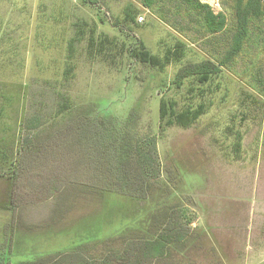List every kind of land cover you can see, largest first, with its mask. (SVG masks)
I'll return each mask as SVG.
<instances>
[{
    "label": "rangeland",
    "instance_id": "374dc122",
    "mask_svg": "<svg viewBox=\"0 0 264 264\" xmlns=\"http://www.w3.org/2000/svg\"><path fill=\"white\" fill-rule=\"evenodd\" d=\"M225 1L200 0L227 18L224 32L211 36L198 16L176 20L184 12L176 4L156 1L151 10L146 0H0V17L21 47L20 66L0 71V89L6 83L4 92L15 101L0 122V245L12 242L13 264L83 245V264H128L146 244L172 232L173 223L187 235L166 239L163 256L149 264H264L263 29L252 36L249 55L224 68L213 86L171 84L182 65L225 53L234 20ZM127 8L136 12L138 27L118 22ZM73 12L90 24L102 22L96 37L102 33L118 43L115 49L125 48L113 59L111 52H88L83 42L67 81L62 73ZM135 39L161 55L184 42L185 58L156 71L130 58L127 48ZM45 82L64 89L81 121L71 127L69 119H58L48 131L50 146L28 154L25 122L44 108L48 120L59 104ZM161 98L176 100L179 109L206 103V113L189 128H161ZM131 110L138 113L136 139H157L160 178L150 182L145 200L132 197L139 193L138 178L125 175L132 173L121 169L113 148L104 150L98 125L87 129L92 149L73 143L87 117L120 124Z\"/></svg>",
    "mask_w": 264,
    "mask_h": 264
},
{
    "label": "trees",
    "instance_id": "16d2710c",
    "mask_svg": "<svg viewBox=\"0 0 264 264\" xmlns=\"http://www.w3.org/2000/svg\"><path fill=\"white\" fill-rule=\"evenodd\" d=\"M156 1L162 5L176 4L178 5V9H184V16L179 14L175 17L176 20L184 17L188 18L190 15L198 16L201 18L207 33L211 36L221 34L226 29L227 18L224 13L221 12L215 14L208 4H203L200 0H146V7L153 10L154 2ZM84 3L96 5L98 0H84ZM224 7L231 11L234 19L231 43L227 47L225 53L221 57H216L215 60L194 61L182 65L175 74L174 79L171 81V84L174 85L175 88L181 89L187 82H193L200 86H213L215 79L221 76L224 68H231L236 65L240 58L249 55L248 49L252 36L256 30L263 29L262 36L264 39V0H226L224 2ZM61 16L65 17L64 13H62ZM72 17L74 19L71 28L72 34L67 43L66 50V61L68 64L62 73L67 81L73 75L75 70L73 62L78 56L79 45L83 42L87 41L86 48L88 52L93 50L99 52V54L104 51L111 52L112 54H110L108 58L113 59H117L118 53L123 52V49L125 48L122 47L118 50L115 49V47L118 48V43L102 33L100 34V37H96L98 26H100L102 22H93V24H90L86 18L75 12H73ZM136 20V12L127 8L124 11L123 18L119 19L118 22L123 25H131L130 23H133L138 27ZM165 21L166 23L172 24L167 18ZM9 26L10 24L5 23L0 17V71L2 72H14L15 68L19 67L21 63L18 58L21 54V47H19L20 43L18 41H13V38L9 33ZM9 43L15 44L13 45L14 48L12 46V50L7 54L5 49ZM185 47L184 42L179 41L175 45L168 47L162 53L163 55L154 54L147 48L143 41L135 39L134 44L131 45L130 48H127V52L130 58L139 62L143 66L161 72L173 62H175V64L182 63L186 55ZM106 55L108 54L106 53ZM44 84L45 87L49 88H46L49 93L57 96L55 99L59 101V104L54 112L55 115L48 118V120L47 116H43V111H46L47 109L44 108L39 109L37 113H34L33 116L25 122L27 135L23 141V151L28 154H32L33 152L37 153L42 151L43 148H48L47 146H50L53 133H51V131L49 133L48 131L52 125H56L58 119H69V122H72L71 127L81 121L78 120V116H80L81 113L78 106H76L72 99L70 101V99L64 94V89H58L57 86L55 87V85L49 82H45ZM3 85H6V83ZM2 86L0 89V122L6 115V108H10L15 104L14 96L4 92L7 86ZM205 92L206 90L204 89L201 91V93ZM35 106L36 104H33V109H35ZM178 106L176 100L161 98L159 106L161 128L172 126L189 128L206 113L205 110L207 109L206 103L199 104L197 107L186 105L181 109H179ZM86 119L85 126L75 128L76 136L71 134L74 136L73 143L80 146L88 144L92 149L94 146L87 140L88 137H86V133L90 125H98V132L106 141L103 144L104 150H107L106 147L113 148L119 157L121 169L125 171L130 170L132 173L125 175L132 176L134 182L138 178L139 183L136 184V190L139 193H133L134 196L132 197L136 200H145V195L151 185L150 182H156L160 178V164L157 156L156 137L144 140H140V138L136 139L134 130V125L138 119V113L136 110H131L129 116L120 124H117L118 122L116 120L111 119L101 121L92 120L90 117H87ZM45 134L48 135L44 136L45 139H42ZM93 134L94 132H92V135ZM61 135L62 134L58 135L56 133L57 137H60ZM78 149L82 151L83 155L85 154L84 148L81 149L79 147ZM93 153L96 155L94 151ZM95 185V188L99 187L98 184ZM128 185L130 184L126 183L122 185L121 188L127 190ZM88 186L89 189H91L94 184L90 181ZM112 190L113 188L111 191ZM111 191L108 192L110 193ZM166 219L167 216L164 220ZM174 220L177 222L176 216L172 217V222ZM168 221L170 222L171 219H168ZM173 225L175 229L172 232L166 234L163 233L165 236L162 235L161 240L158 242L149 243L146 244L145 248H140L142 251L139 253L138 258L136 257L135 261L128 264H149L152 259H157L163 256V250L169 242H166V239L169 240L172 237H178L180 239L179 241H182L187 235L186 232L177 228V223H173ZM95 240L99 239H92V241ZM11 243L12 242L9 241L6 244L2 243L0 245V264H13L9 258L12 254L13 248ZM84 246L85 245L82 246L83 248L80 246L67 253L50 254L45 258H39L36 262H30L28 264L87 263L84 262V257L82 256V250L86 249Z\"/></svg>",
    "mask_w": 264,
    "mask_h": 264
}]
</instances>
